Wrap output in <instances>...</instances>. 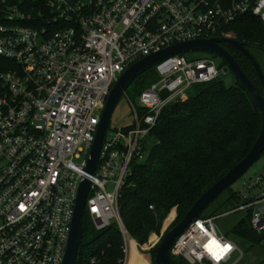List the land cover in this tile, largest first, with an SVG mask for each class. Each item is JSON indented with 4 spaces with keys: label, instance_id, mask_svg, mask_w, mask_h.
<instances>
[{
    "label": "built area",
    "instance_id": "2783aa9c",
    "mask_svg": "<svg viewBox=\"0 0 264 264\" xmlns=\"http://www.w3.org/2000/svg\"><path fill=\"white\" fill-rule=\"evenodd\" d=\"M35 1L0 0V264H60L93 135L122 71L169 45L233 37L226 27L245 15L264 21V0ZM184 53L156 62L159 78L134 101L125 93L132 123L108 128L87 176L84 212L98 230L117 224L120 264H129L133 239L118 197L131 161L145 157L142 140L168 103L223 73L213 56ZM244 187L234 208L193 220L170 255L186 264H236L243 252L214 220L243 211L264 235V167Z\"/></svg>",
    "mask_w": 264,
    "mask_h": 264
},
{
    "label": "trees",
    "instance_id": "16d2710c",
    "mask_svg": "<svg viewBox=\"0 0 264 264\" xmlns=\"http://www.w3.org/2000/svg\"><path fill=\"white\" fill-rule=\"evenodd\" d=\"M24 1L37 4L35 0ZM225 31L251 47L264 49V21L255 16L245 15L229 24ZM229 53L261 92L256 71L249 60L235 48H230ZM223 65V61L218 62L219 67ZM158 78L154 64L149 65L139 72L125 93L134 101ZM191 89L186 99L170 102L159 112L155 125L142 140L145 157L131 161L130 174L121 185L120 217L137 244L145 243L151 233L158 232L167 215L168 218L173 215L170 228L180 222L202 192L249 152L259 135V111L236 78L230 86L218 77ZM146 111L137 106L139 116ZM222 192H226L223 201L209 213L204 212L205 208L199 217L216 216L240 203L231 186ZM82 220V237L74 264H120L122 235L117 224L112 222L98 230L87 212ZM230 232L233 238L243 239L249 245H259L264 238L252 229L247 213ZM157 245L149 250L152 261ZM170 260L174 264H186L181 257L170 255ZM263 263L264 259L258 262Z\"/></svg>",
    "mask_w": 264,
    "mask_h": 264
},
{
    "label": "water",
    "instance_id": "95a60500",
    "mask_svg": "<svg viewBox=\"0 0 264 264\" xmlns=\"http://www.w3.org/2000/svg\"><path fill=\"white\" fill-rule=\"evenodd\" d=\"M246 46L249 45L237 40L236 38H227L221 36H214L210 39L197 38V40L183 41L181 43L166 46L164 49L149 53V55L133 62L132 65L122 71L117 80L113 83L112 87L110 88V92L104 101V107L98 121L99 123L93 135V141L88 151L86 165L83 169L87 176L92 174L97 166L100 156L99 153L111 123L110 119L112 113L120 97L126 92L127 87L141 70L149 67V65H153L156 62L165 59V57L169 55L197 50L218 55L225 62V65L221 70L223 72L232 70L235 78L248 91L251 102L254 103L260 114L261 127L258 133L259 135L250 147L249 152L240 161L235 163L230 170L218 178L216 182L212 183L211 186L202 192V194L186 211V214L183 216L184 218L180 222H178L166 232L162 233L163 235L160 238L155 250L156 252L153 259V264H174L170 260L169 249L175 238L179 236L180 233L183 232L193 220L197 219L201 215L202 211L214 201L219 193L230 187L234 180L249 170L250 166L264 152V74ZM225 47L235 48L240 52V54L249 60L253 69L256 71L262 90L261 92H259V90L252 85L248 77H246L243 70L239 68L235 59L227 52ZM87 176H83L80 179L79 185L77 187L78 191L74 200V210L68 234L69 238L60 264H74L78 255L77 251L82 237V217L85 211V201L90 185V181Z\"/></svg>",
    "mask_w": 264,
    "mask_h": 264
},
{
    "label": "rangeland",
    "instance_id": "374dc122",
    "mask_svg": "<svg viewBox=\"0 0 264 264\" xmlns=\"http://www.w3.org/2000/svg\"><path fill=\"white\" fill-rule=\"evenodd\" d=\"M249 52L253 55L255 60L257 61L260 69L262 70V73L264 74V49H259L256 47H251L249 48ZM184 55L189 58V57H198V56H206L209 55L205 51H187L184 53ZM220 57L215 58L216 62L220 60ZM220 79L223 81V83L226 86H230L231 84L234 83L235 81V76L232 70L228 72H223L220 75ZM192 89H189V92H191ZM115 109L112 113L111 119H110V126L109 128H118L119 126L123 125H128L132 123V111H131V106L129 105L125 93L120 97L118 100L117 104L115 105ZM264 167V152L260 155V157L250 166L249 170H247L245 173H243L239 178L234 180L233 184L231 185V189L233 191H238V192H244L245 187H244V181L248 180L249 178H253L255 174L259 173L260 170ZM226 197V192H222L218 195L217 198H215L214 202H212L205 210L204 212L209 213L213 211L218 204L223 201V199ZM171 213V212H170ZM169 215H167L165 220L163 221L164 224H171L172 218H168ZM244 218V212L243 211H235L233 213L229 214H224L221 216H218L214 220L215 226L218 231L224 232L228 235L229 238L234 239L243 252V256L240 258V260L236 264H258L260 260L264 259V238L261 240L260 244L256 245H249L246 241L240 238H233L230 229L235 225L236 222ZM162 223V224H163ZM170 224L169 226L165 229L169 230L170 229ZM163 227L161 225V228L158 232H154L155 234H158L162 231ZM164 231V232H165ZM151 233V234H154ZM154 235H152V240H154ZM148 241V240H147ZM159 242V241H158ZM158 242L155 244L157 245ZM146 243V242H145ZM144 243L140 244L142 247ZM154 245V246H155ZM146 247V245H144ZM154 248V247H153ZM153 248H148V249H140L139 251L144 254L148 260V264H153V261L151 259V254L150 251ZM139 256L137 252L134 250V255H133V262L132 264H135L138 262ZM145 260V259H144ZM142 260L141 263L139 264H146V261ZM264 264V263H263Z\"/></svg>",
    "mask_w": 264,
    "mask_h": 264
},
{
    "label": "crops",
    "instance_id": "0c3cea01",
    "mask_svg": "<svg viewBox=\"0 0 264 264\" xmlns=\"http://www.w3.org/2000/svg\"><path fill=\"white\" fill-rule=\"evenodd\" d=\"M154 235V240H151V236ZM159 235L158 234H150L149 237H148V241H146V243H144V245H146V247H141L140 244L133 240L132 241V246H131V251H132V258L129 262V264H132L133 262V255H134V250L137 252L138 256H139V260L138 262H136L135 264H139L141 263L142 260L146 261V264H148V260L146 258V256L144 254H142L140 251H139V248L140 249H148V248H153L154 245L159 241ZM143 246V245H142Z\"/></svg>",
    "mask_w": 264,
    "mask_h": 264
},
{
    "label": "flooded vegetation",
    "instance_id": "af4514ba",
    "mask_svg": "<svg viewBox=\"0 0 264 264\" xmlns=\"http://www.w3.org/2000/svg\"><path fill=\"white\" fill-rule=\"evenodd\" d=\"M247 47V49L249 50V48H251V46H246ZM230 48H233V47H225V49L227 50V52L229 53V49ZM234 49V48H233ZM230 54V53H229ZM232 55V54H231ZM217 57H219L218 55H214V58H217ZM221 61H223L222 59H220L218 62H221ZM224 62V61H223ZM224 65H225V62H224ZM223 65V66H224ZM229 70V69H228ZM230 71V70H229Z\"/></svg>",
    "mask_w": 264,
    "mask_h": 264
},
{
    "label": "snow or ice",
    "instance_id": "6c2138e0",
    "mask_svg": "<svg viewBox=\"0 0 264 264\" xmlns=\"http://www.w3.org/2000/svg\"><path fill=\"white\" fill-rule=\"evenodd\" d=\"M225 247H227V246H225Z\"/></svg>",
    "mask_w": 264,
    "mask_h": 264
}]
</instances>
